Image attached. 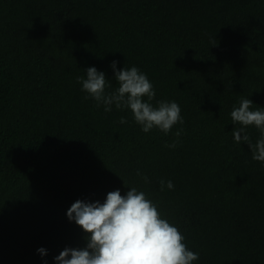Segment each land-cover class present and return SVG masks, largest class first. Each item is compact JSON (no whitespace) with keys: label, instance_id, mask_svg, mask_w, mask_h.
<instances>
[{"label":"trees","instance_id":"16d2710c","mask_svg":"<svg viewBox=\"0 0 264 264\" xmlns=\"http://www.w3.org/2000/svg\"><path fill=\"white\" fill-rule=\"evenodd\" d=\"M112 61L145 73L151 103L175 101L183 124L144 133L130 109L85 99L88 67L118 87ZM241 98L264 108V0H0V264H57L86 244L71 204L132 186L193 264H264V162L232 137Z\"/></svg>","mask_w":264,"mask_h":264},{"label":"clouds","instance_id":"9594fccd","mask_svg":"<svg viewBox=\"0 0 264 264\" xmlns=\"http://www.w3.org/2000/svg\"><path fill=\"white\" fill-rule=\"evenodd\" d=\"M214 39L212 45H216ZM116 61L110 67L114 70L118 87L114 91L103 71L94 66L86 69V76L76 78L81 90L96 101L97 107L103 105L105 112H111L113 106L118 110L130 109L135 123L144 133L153 128L167 135L175 125L183 124L181 109L175 101H158L154 106L151 101L155 91L147 75L136 66L116 70ZM145 97L147 99H145ZM253 101L241 98L239 106H234L231 121L238 124L232 131L235 143L248 144L252 159L264 162V108L253 110ZM121 124L127 119L120 117ZM254 126L260 137L252 142L247 129ZM183 129L175 132V139L167 144L176 148ZM138 176L148 183V177L139 170ZM161 191L174 188L171 180H160ZM121 195L120 190L109 191L103 202L76 200L67 209L66 215L74 221L85 234L86 244L82 248L65 247L54 257L57 264H193L199 254L188 249L184 235L177 226L163 218L158 205L137 187H127ZM46 249L38 248L41 256ZM46 264V261L44 262Z\"/></svg>","mask_w":264,"mask_h":264}]
</instances>
